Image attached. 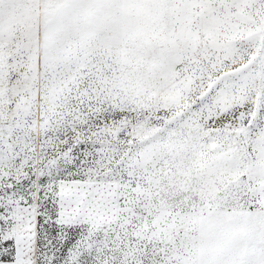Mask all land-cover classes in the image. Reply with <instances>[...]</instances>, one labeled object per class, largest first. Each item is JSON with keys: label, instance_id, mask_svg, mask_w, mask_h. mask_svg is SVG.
I'll use <instances>...</instances> for the list:
<instances>
[{"label": "snow or ice", "instance_id": "snow-or-ice-1", "mask_svg": "<svg viewBox=\"0 0 264 264\" xmlns=\"http://www.w3.org/2000/svg\"><path fill=\"white\" fill-rule=\"evenodd\" d=\"M0 264H264V0H0Z\"/></svg>", "mask_w": 264, "mask_h": 264}]
</instances>
